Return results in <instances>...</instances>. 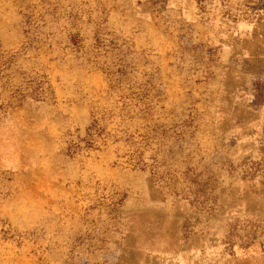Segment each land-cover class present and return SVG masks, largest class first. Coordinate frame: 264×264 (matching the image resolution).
I'll list each match as a JSON object with an SVG mask.
<instances>
[{"label": "rangeland", "instance_id": "obj_1", "mask_svg": "<svg viewBox=\"0 0 264 264\" xmlns=\"http://www.w3.org/2000/svg\"><path fill=\"white\" fill-rule=\"evenodd\" d=\"M194 3L264 21V0H0V264H264L262 130L216 109Z\"/></svg>", "mask_w": 264, "mask_h": 264}, {"label": "crops", "instance_id": "obj_2", "mask_svg": "<svg viewBox=\"0 0 264 264\" xmlns=\"http://www.w3.org/2000/svg\"><path fill=\"white\" fill-rule=\"evenodd\" d=\"M194 27L186 32L196 43H208L214 49L210 66V83L216 88L217 110H227L234 126L239 123L252 129L264 130V21L254 23L244 19L223 28H212L198 13L195 3ZM185 34L184 31L180 32ZM165 38L168 35L165 34ZM223 108H218L221 102ZM256 139L264 149V133ZM248 136V135H247Z\"/></svg>", "mask_w": 264, "mask_h": 264}]
</instances>
